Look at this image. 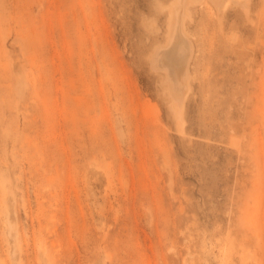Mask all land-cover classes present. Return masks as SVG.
<instances>
[{"label":"rangeland","instance_id":"374dc122","mask_svg":"<svg viewBox=\"0 0 264 264\" xmlns=\"http://www.w3.org/2000/svg\"><path fill=\"white\" fill-rule=\"evenodd\" d=\"M169 1L0 0V264H264V0L193 10L183 132Z\"/></svg>","mask_w":264,"mask_h":264},{"label":"bare ground","instance_id":"6f19581e","mask_svg":"<svg viewBox=\"0 0 264 264\" xmlns=\"http://www.w3.org/2000/svg\"><path fill=\"white\" fill-rule=\"evenodd\" d=\"M251 3L252 0H170L168 4L158 5V8L167 14V37L165 44L158 43L156 47L154 46L149 56L150 63L155 73L162 77L161 87L169 104V115L173 117L175 123L177 122L176 125L181 127L182 132L185 124L184 106L191 91L190 81L193 77L190 61L195 46L188 24L194 21V9L196 6L212 5L220 23L228 9H239L252 21Z\"/></svg>","mask_w":264,"mask_h":264}]
</instances>
